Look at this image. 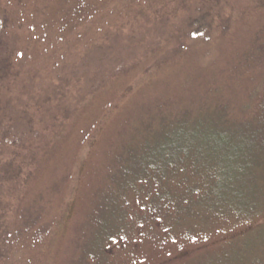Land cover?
<instances>
[{
  "label": "rangeland",
  "instance_id": "1",
  "mask_svg": "<svg viewBox=\"0 0 264 264\" xmlns=\"http://www.w3.org/2000/svg\"><path fill=\"white\" fill-rule=\"evenodd\" d=\"M0 264H264V0H0Z\"/></svg>",
  "mask_w": 264,
  "mask_h": 264
},
{
  "label": "trees",
  "instance_id": "2",
  "mask_svg": "<svg viewBox=\"0 0 264 264\" xmlns=\"http://www.w3.org/2000/svg\"><path fill=\"white\" fill-rule=\"evenodd\" d=\"M137 174H141V173L139 172ZM153 176L156 177V174H154ZM159 184H160L161 188L165 187L161 183H159ZM170 189H171V185L168 186V190H170ZM168 190L165 187L164 191H162L160 194H157L158 197L159 198L162 197V198L168 200L170 203H172L174 201L173 203H177L180 207H188V206H190V203H193V197L194 196L192 195V193H187V192L182 191L180 194H176L174 197L172 195V191L169 192ZM191 196H193V197H191ZM196 198H197V196H196ZM185 201L187 203L186 205L184 204ZM152 202L155 204V207H159L158 202L155 199Z\"/></svg>",
  "mask_w": 264,
  "mask_h": 264
}]
</instances>
